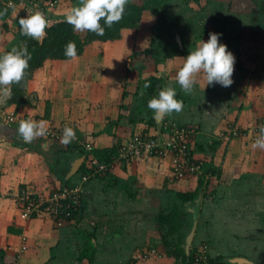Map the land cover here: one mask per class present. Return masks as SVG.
Returning <instances> with one entry per match:
<instances>
[{"label": "crops", "instance_id": "obj_1", "mask_svg": "<svg viewBox=\"0 0 264 264\" xmlns=\"http://www.w3.org/2000/svg\"><path fill=\"white\" fill-rule=\"evenodd\" d=\"M157 1L162 7L161 11L165 9L164 12L170 17L169 20L176 21L180 18L176 22L184 26V34L187 33L185 36L188 38L191 32L198 39L207 35L209 37L207 34L209 32L220 33L223 37L221 42L223 39L226 40L224 43L233 54L235 53V57L240 52L242 62L239 61L234 65L233 83L227 90L230 92V105H225V99L220 94L221 88L215 87L217 84L210 87V93L201 97L200 91L198 92L201 85H195L191 92H185L176 79H173L175 74L167 72V69L157 72L145 68V72L142 71L143 64L140 63L142 56L141 53H137L132 63L134 66L140 65L139 72L135 69L137 74L127 80V89L133 90L134 87L139 86L137 92L133 90L129 95L122 92L118 94V98H109L110 91L114 94L119 91L116 83L120 84L117 79L122 72L117 69V74L113 73L116 77L107 76L109 79L106 80L105 76L108 72L103 73L101 89L108 92V96L104 99L107 103L106 107L111 106L112 111L104 114L95 106L85 103L87 83L81 80L83 73L89 72L88 77L86 76L88 84L98 83L91 77L93 75L91 69L97 63L84 60L88 44L81 55L69 60H59V63H65L66 67L55 71V80L63 83L66 91L59 92L57 96L53 92V95L61 109L57 110L52 105L46 108V103L43 112L55 122L70 120L75 133L78 132L76 138L64 147L62 142L54 141L51 144L52 142L41 137L40 142H36L37 147L44 143H48L49 147L41 149L42 153L41 146L38 147V151L29 154L30 158H23L18 163L11 162L14 155H17L16 157L23 155L22 152H18L16 146L19 144L15 142L17 138L23 140L17 132L18 128L12 130L17 134L13 141L12 138L7 141L2 138L3 142H0V263L4 261L14 264H122L129 261L132 264H185L181 257L176 262L177 254L172 251L173 256H176L173 257L171 250L174 248L173 243L178 240L181 244L184 243V231L189 229L192 215L188 210V203L182 204L176 192L194 190L198 175L175 181L168 175L166 162L165 166L163 164L157 166L152 161L132 159L134 162L125 165L121 162L123 160L116 159L113 162L115 168H112L111 172L106 171L82 182L79 167L76 169L73 167L76 161L85 155L82 151L84 142H89L95 149L109 148L120 140L127 139L132 133V128L140 129V132L147 134L161 135L163 121H171L177 125L195 124L201 116L204 118L202 122L205 120L207 123L208 130L209 126L217 125L210 117L214 111L213 116L217 115L215 121L226 113H232L233 121L237 126L240 121H236L234 117L236 114L239 115L238 111L243 103L244 116L247 114L250 116V123L245 129L249 128L251 131L257 127L259 124H256L257 119L264 114V90H262L264 67L261 64L254 66L252 58L242 57L254 49L264 52V0ZM135 3L144 6L139 2ZM144 12L146 11L143 10L141 19L144 18ZM232 39L233 41H228ZM116 40L120 41V38ZM199 41L197 43H200ZM4 49L6 48L0 46V51ZM119 52L123 53V50L120 49ZM115 57L112 56L107 62L108 66H113ZM176 61L170 63L176 66ZM182 61V59L178 60V62ZM118 68H124V64L122 63ZM75 73L80 75L78 81L81 82V88L69 93L71 90L67 87L70 86L71 80L67 75ZM125 74L122 76L123 80ZM161 74L166 77V87H173L176 90L177 99L183 102V109L180 112L161 116L160 120H157V115L147 107L148 101L158 95L155 93L157 88L155 86L154 92L148 93L145 81L150 76L159 77ZM200 78L203 80V75H200ZM111 80L114 82L111 83ZM237 87L239 92L232 93ZM213 89L218 95L212 94ZM67 93H69L68 101L64 96ZM122 97L126 102L122 103L118 100ZM69 101L73 105L76 104L74 107L76 111L67 107ZM116 106L118 110L120 108V113L115 109ZM109 113H112L111 124H109ZM240 115L242 119L243 113L241 112ZM77 119L79 124L76 126L74 122ZM200 131H204L202 127ZM62 133L63 129L60 128L59 134ZM200 133L205 135L203 137L209 135L205 131ZM10 143L13 144L11 149L8 148ZM22 143L23 146L27 144L31 149L35 142L32 140L30 143L24 141ZM241 144L234 143V147L238 150L236 152L233 150L232 161L228 163L229 170L227 172L225 170L219 178L216 177L217 175H211L203 185L204 195L201 191L200 194L198 193L199 211L192 243H206L210 247L211 259L222 257L226 261L234 256H242L255 264H262L264 262V158L261 153L264 154V149L253 148V144L245 145L244 149L252 147L255 151L246 154L243 161V157H239ZM221 151L220 148L211 149L215 161L219 159ZM149 163L151 165H147ZM6 165L8 167H4ZM24 185L28 188L42 187L44 191L50 189L51 193L48 195L57 191L53 190L55 188L76 186L81 194L78 215L70 219L63 218L60 225H57L56 220L54 222L50 219L48 216L50 214L43 211L36 213L32 218L21 219L12 196L16 195L20 186ZM169 212H178V219L182 222L179 230L175 232H171L167 224L160 228L157 221L160 213ZM86 239L92 241L95 249L93 248L90 260H79L77 258L85 246ZM22 246L25 248L22 249ZM149 252L151 254L148 255V260L141 262L142 255Z\"/></svg>", "mask_w": 264, "mask_h": 264}, {"label": "rangeland", "instance_id": "obj_2", "mask_svg": "<svg viewBox=\"0 0 264 264\" xmlns=\"http://www.w3.org/2000/svg\"><path fill=\"white\" fill-rule=\"evenodd\" d=\"M48 0H13V6L11 7H7V5H3L0 4V46H2L4 49L3 51H0V55L11 51L13 48L19 49L20 46V25H19V19L21 17H25L27 15H30L32 13H35L37 11L43 13L48 21V25H51L52 23H55L59 20L65 19L66 20V13L68 11H70L73 7L78 6L81 3V0H75V1H68V0H59L52 8H46L45 5L47 3ZM132 2H139L141 4H144V10L146 12H144V18H142L138 24L133 28V29H125L122 31V35L120 38V41H106V42H100V41H95L93 43L88 44V48L86 49V53L84 54V60L86 61H94L97 64H94L93 68L91 69V73H93V75L91 77H93L95 82L98 83H94V85L88 84V81L86 79V76L88 77V74L83 73L84 75L82 76L81 80L83 82L87 83V92H86V100L85 103L88 105H93L97 108V110H101L104 112H112L111 111V106H107L106 100L104 99L106 96H108V92H106L104 89H101L102 85H101V78L103 73H111V74H106L105 76V80L109 79V77H116L115 74H117V69H119V72H122V74L120 73L119 77L117 79V82H119L120 84L116 83V87L119 89V91H117L115 94L113 91H110V97L111 99L115 98V97H119L118 94H121L122 92L124 93H128V95L133 92V90H136V92L140 89L139 86L134 87V85L132 87H134L133 90H128V86H127V80H129L130 76H134L135 74H137L136 70L139 69L138 67H140V65H136L134 66L132 62H134V57L137 55V53H141V60L140 63L143 64L142 66V71L145 72V68H150V70H166L167 72L173 73L174 78L176 79V73L177 71L182 67L183 62L185 57L188 55L190 50H194L199 43H197V41H199L198 37L195 36L193 34V32L189 33V38L187 36H185L186 34H184L185 32V28L184 26L181 25V23H177L176 21H178L179 19H176V21H172L169 20L170 17L167 16L165 9H163L162 11L164 12V15L167 17L168 21H172L174 22L175 26H172L169 31L167 32V34L165 35V38H163L164 40L159 41L156 37V31L158 29V17H159V12L161 11L162 7L160 6V4H157V0H130ZM263 9V8H262ZM178 25V26H177ZM172 28H175L177 31V35L179 36L180 39V43L178 44L176 42V38H175V34L171 31ZM183 31V32H182ZM78 34L81 37H84L86 35V31H77ZM205 33V32H204ZM210 33V32H209ZM207 33V34H209ZM222 35H220L219 40L221 41L222 39ZM207 40L208 39V35L207 36H202V38L200 39L199 42H201V40ZM224 41H226L225 39H223V43ZM233 41L232 40H228ZM130 47H127V46ZM120 48L121 50H123V53H120L119 50L117 49ZM176 48H179L181 51H184V54H175V55H170L171 51L175 50ZM235 55V53H234ZM115 57L114 58V63L112 64L113 66H108V61L111 60V57ZM179 57V58H178ZM238 57V58H237ZM244 57H246V59H253V65L256 66H260L259 64L262 65V67H264V52H261L259 49H254V51L252 52H248V54H244V56L242 57L244 59ZM235 65L242 60L240 59V52L238 54H236L235 57ZM183 60L182 62H178V60ZM177 60L176 63L177 65H173L172 63H170V61H174ZM59 60H52V61H46L44 63V66H42L43 68L40 70H37L36 72H34V76L27 81L26 85H24V89L22 91V95H21V100H16V99H12L9 96L5 95L2 91H0V142H3L2 138L7 141L8 139L12 138V141L14 138H16L17 134L12 131L16 128L19 127V124L21 121L23 120H33L35 122H44L47 130L49 129H56V128H62L64 129L65 127H74L71 123L70 120L69 122H66L64 119L62 121H54L53 119H51L50 116L45 115V113L43 112V108L44 105L47 103V107H50L52 105L56 107L57 110H60L61 108H59V105L57 102H55L54 100V95L53 92L56 94L65 90V87L63 83H59L58 81H56V75H55V71H57L58 69H63L66 67L65 63H59ZM124 64V68H118L119 66H121V64ZM139 63V64H140ZM108 70V71H107ZM157 71V72H158ZM264 70H262L263 72ZM126 72V74H125ZM115 73V74H113ZM123 74H125V79L123 80ZM82 75V74H81ZM158 75V74H156ZM163 75V76H162ZM200 75L202 76V74H199L197 76V80L198 83L196 85H201L200 90H198V92L200 91V96L205 97V94L210 93L211 90L210 87L212 85H208L205 87H203L204 84V80H202L200 78ZM109 76V77H107ZM162 76V77H160ZM157 81H155L154 87L156 86V90L155 93L158 94L159 91L163 88L166 87V81H165V76L164 74H161ZM261 76V74L259 75ZM264 77V75H263ZM67 78L69 80H71V84H69L70 86L67 87L68 89L71 90L72 93L75 89L81 88V82L78 81L80 79V75L79 73H75L74 75L70 74L67 75ZM54 79V81L52 80ZM115 79V78H114ZM133 79V78H132ZM53 81V82H52ZM147 81V80H146ZM145 81V83H146ZM103 82V81H102ZM114 81L111 80V83H113ZM124 83V84H123ZM10 87V86H9ZM216 88H221L220 89V94L221 97H223L225 99V105L227 104L228 106L230 105V92L227 91L228 87H222L221 85L217 84L215 86ZM214 88V87H213ZM226 88V89H224ZM144 89V87H143ZM182 89V88H181ZM179 89V90H181ZM235 88H233L234 90ZM249 89V88H248ZM262 90H264V85L262 87ZM239 92V88L237 87L236 90L232 91V93L234 92ZM243 91V90H242ZM65 94V100L68 101V94ZM77 94H79L77 92ZM212 94H217L218 92L215 91V89H213V93ZM124 96L126 94H123ZM99 96V97H97ZM123 96V97H124ZM118 99L119 101L121 100L122 103L126 102L125 99ZM64 99V98H63ZM66 101V102H67ZM120 101V102H121ZM241 104V103H240ZM253 104V103H252ZM76 104H71L70 101L67 104V107H69L71 110H74ZM114 105V104H112ZM117 105V102H116ZM124 105L126 106V103H124ZM66 106V105H65ZM79 108V107H78ZM116 110H118V106L115 107ZM120 108L118 110V112L120 113ZM245 111V104L243 103L240 106V109L238 112H242L243 113V117L241 119V115L239 113V115L236 114L234 119L236 121H240L238 122L239 125L237 124V126H235V123H233V128L234 127H238L240 128V132H229L228 128H227V121H232L233 122V114L232 113H226L225 116L218 118V121H215L214 118H217V115L215 114V117L213 116L214 113H211L210 117L213 119L212 122H214L216 125H211L208 127L207 130V126H206V122L205 120L202 122V120L204 119L201 116L200 120H197L198 123H186V126H189V129H194V139L196 137V146L197 143H199L201 145V149L200 151L203 152H199L198 148L196 149L193 158L194 160L199 159L202 160V167L200 168L199 172L197 173L198 175L201 174L203 172V175L206 176V179H208L211 176V173L213 174L214 172H216L218 170V174H213V175H217L216 177H220V174L224 173L225 170L226 172L229 170L228 167V163L230 161H232L231 156L233 154V150L236 152V150H238V148L236 149L234 146V143H242L241 147L239 149H241L240 151V155L239 157H243V161L246 158V154H249L253 151H255V149H252V147L246 148L244 149L245 145H251L254 143V141L257 139V133H259V130L257 129H253V130H249V128L245 129L246 125H248L250 123V116L247 114L246 116H244L243 112ZM115 114V110L113 115ZM57 115V114H56ZM12 117L13 120H9V117ZM110 116H112V113H109V124H111L113 121H110ZM58 117V116H57ZM116 118V117H115ZM79 119L76 120L75 125L77 126L79 123L77 122ZM116 119H114L115 121ZM242 120V121H241ZM246 121V122H245ZM72 122V121H71ZM245 125H244V124ZM259 123V124H258ZM222 124V126H221ZM257 128L260 129L261 126H264V114H262V117H259L257 119L256 122ZM59 125V126H58ZM62 125V126H60ZM58 126V127H57ZM221 126V127H220ZM256 126V125H255ZM200 127L203 128V130L205 132H208L209 135L207 137H203L204 134L200 133V132H204V131H200ZM220 127V129H218ZM216 129V130H215ZM78 130V129H77ZM132 133L127 137V139H132L134 136H137L140 134V129L137 128H132ZM219 130L221 131H226L227 133H229V137L228 139H224L220 136L219 134ZM249 130V131H248ZM220 131V132H221ZM242 131V132H241ZM78 132V131H77ZM76 132V134H77ZM226 133V134H227ZM63 134V133H62ZM62 134L60 136H62ZM165 135V134H164ZM59 136V139L53 136H49V134L42 136V138H45V140L52 142L51 144L55 142H59L61 143V138ZM205 136V135H204ZM250 136V137H249ZM256 136V137H255ZM126 137V136H125ZM41 137H38L37 139H34L33 142H40ZM127 139H123L120 140V142H125L127 141ZM59 140V141H57ZM21 141V142H20ZM23 140H19L17 138V142L19 145H17V150L18 152H22L23 155H21V157H16L15 155L12 157L11 162H21V160L23 158H30L29 154H34L35 151H38V147H40L41 145H39L37 147V143L33 144L31 149H29V146H27V144H25L24 146L22 145ZM14 142V143H15ZM20 142V143H19ZM219 142V143H218ZM86 143V142H84ZM2 144V143H1ZM10 143V147H8L9 149H11L13 147V144ZM32 144V143H31ZM63 144V143H62ZM67 144H63V147L66 146ZM92 145V144H91ZM215 145V146H214ZM237 146V145H236ZM45 147H49L48 143H44L41 147H40V151L41 153L43 152L41 149L45 148ZM214 147V149L216 148H220L221 151V155H219V159L217 161H215L213 159V153H211V149ZM93 149V146H92ZM259 149V148H258ZM257 149V152L260 153L259 150L262 149ZM29 150V151H28ZM245 150L247 152H245ZM27 151V152H26ZM82 151L84 152L83 148ZM147 152H139L136 155L125 157V158H118V160H123L121 161L123 164L125 165H129L131 164V162H134V160L138 159V160H146L147 161H152L154 162L157 166L159 164H163L165 166V164H167L168 167V175H172V170H171V160L170 157H163L161 155L158 154H150ZM90 155L92 154L91 152L89 153ZM249 156V155H247ZM258 157V155H256ZM262 158H264V154L262 155ZM259 156V157H261ZM20 158V159H17ZM34 158H38V157H34ZM167 158V159H166ZM234 158V157H233ZM132 159H134L132 161ZM166 159V160H164ZM20 160V161H18ZM258 160V159H255ZM89 164L91 166H94L95 162H97L95 159L93 160V156L91 155L90 160H89ZM166 162V163H165ZM197 162V160H196ZM165 163V164H164ZM218 163V164H217ZM225 163V164H224ZM259 163V162H258ZM119 164V162H118ZM221 164V165H220ZM224 164V166H223ZM115 165V164H114ZM147 165H151V163L147 164ZM20 166V165H19ZM4 167H8L7 165ZM112 168H115V166L110 168V172L113 170ZM207 173H206V172ZM205 172V173H204ZM192 176V175H191ZM172 177V176H171ZM190 176H186L183 178H189ZM180 178V179H183ZM173 180H180V179H176V178H172ZM39 187V186H38ZM43 190V188H39V192H43L41 191ZM45 190V189H44ZM49 191H51L49 189ZM202 192V190H201ZM20 194V193H19ZM19 194H16L17 196ZM200 194V192H199ZM14 195L13 197V203L14 206H17L16 203V198L17 196ZM78 196L80 198V203H81V194L78 192ZM198 196V195H197ZM197 198V197H196ZM188 203V205H191L192 203H194V200L192 202H186ZM81 206V205H79ZM45 216H47V214H44ZM50 217V219L52 221L55 222V218L54 215H48ZM164 230V229H163ZM160 231H162L160 229ZM184 240V239H183ZM172 242V241H171ZM203 242H198L197 244H201ZM183 242H182V246H183ZM193 245V243H191V246ZM190 246V247H191ZM210 247L208 246V252ZM153 253V252H152ZM156 253V251H155ZM151 253L149 252V254H144L142 255V260H140L141 262H145V260H148V255H150ZM171 254L173 256L172 250H171ZM209 254V253H208ZM175 255V254H174ZM177 256V257H176ZM173 256L176 257V262L179 261L180 259V255L178 257V255ZM238 257H242V256H234V258H238ZM136 258V257H135ZM245 258V257H243ZM137 261V260H136ZM134 264V263H133ZM136 264V263H135ZM232 264H236V263H232ZM262 264H264V262H262Z\"/></svg>", "mask_w": 264, "mask_h": 264}, {"label": "clouds", "instance_id": "obj_3", "mask_svg": "<svg viewBox=\"0 0 264 264\" xmlns=\"http://www.w3.org/2000/svg\"><path fill=\"white\" fill-rule=\"evenodd\" d=\"M128 0H81L78 6L66 13V22L73 26L74 31H89L98 36H103L105 26L111 28L118 23L125 12ZM103 21V26L101 24ZM20 31L24 36L37 41L46 35L45 29L49 26L45 15L39 11L19 19ZM220 33L210 32L208 39L201 40L194 50H190L185 57L182 67L176 73V81L185 92H191L198 83V74L203 75L205 89L208 85L219 84L229 87L233 83L235 56L228 49L227 44L219 40ZM68 58L77 56L76 45L69 42L64 49ZM31 55L27 48H13L0 55V91L11 96L10 85L19 83L25 76L28 61ZM149 84L146 83L145 87ZM147 107L158 116H164L183 109V102L177 99L173 87L161 89L158 95L148 101ZM44 122L23 120L17 132L23 141L30 143L36 137L47 135ZM76 138L72 127H65L61 137L63 144H69ZM253 148L264 149V126L259 129V136L254 141Z\"/></svg>", "mask_w": 264, "mask_h": 264}, {"label": "trees", "instance_id": "obj_4", "mask_svg": "<svg viewBox=\"0 0 264 264\" xmlns=\"http://www.w3.org/2000/svg\"><path fill=\"white\" fill-rule=\"evenodd\" d=\"M58 1L59 0H57V2ZM68 1H75V0H68ZM143 10H144V6L128 0V3L125 7V12L123 14V18L118 23L113 24L111 28H108L105 26V33L103 36H98L93 32L86 31V35L84 37H81L77 31L73 30V26L68 24L65 19L59 20L49 25L45 29L46 35L40 41H37L28 36H24L20 33L21 41H20L19 49L26 47L28 52L31 55V58L28 61L29 66L25 70V76L22 79V81L19 83H14L10 85V88L12 90L10 98L21 100V95L24 89V85H26L27 81L33 77V74L35 71H37L38 69L42 68V66H44V63L47 60H69L71 59L64 55L65 46L69 42L75 43L76 50H77V56H79L84 51L85 46L93 41L106 42V41H113V40L119 39L121 38L123 30L133 29L138 24V22L141 20ZM158 14H159L158 29L156 31V37L159 41H161V40H164L163 38H165V35L169 31V29L172 26H175V24L173 22H169L167 17L163 14L162 11H160ZM101 24L103 26V21H101ZM175 54H184V51H181L179 48H176L175 50L171 51L170 55H175ZM157 79L158 78L156 76H150L147 79L146 83L149 84V86L146 87L148 93L154 92V84H155V81H157ZM227 123H228L227 126L228 125L233 126L234 121L232 122L230 120V121H227ZM181 126H185V125H181ZM234 128L236 129V132H240V128L238 127H234ZM161 129H162L161 134L164 135L165 130L163 129V126H161ZM52 130L59 132L60 128H56ZM140 135L155 136L157 134L156 133L147 134V133L140 132ZM257 136H259V133H257ZM195 141H196V137L195 139L194 137L190 139V144L192 146V147L190 146V151L192 155H194L197 148H198V151H200V149L202 148L199 143H197V146H196ZM121 143L122 142L119 141L115 144V146L109 147V148L107 147L104 149L93 148L91 151L93 160L95 159L98 163L111 162L113 158H115V156L117 155V148L120 146ZM86 157L84 158L83 162L79 166L78 170L80 174L85 173L87 170L90 169L88 167L89 161L87 160L88 158ZM196 160L199 163H203L202 160H199V159H196ZM106 171H110V169H107ZM213 174H218V170L214 172ZM213 174L211 173V175ZM205 180H206L205 175H203V172H202L201 174L198 175L197 186L194 190L185 191V192L184 191L176 192V196L179 198L182 204L185 202H192L197 197L198 193L202 189L204 190L203 185L205 184ZM20 187L21 188L19 189L17 194H19L21 191H26L31 196H35L34 194L47 195L51 193L49 190L44 191V189L41 190L43 192H39L38 190L40 187L39 188H32V187L28 188L26 185L20 186ZM58 189L55 188L53 190H58ZM203 190H202V195H204ZM46 192L47 194H45ZM79 205L71 206L69 208V213L65 214L64 218L70 219V218L76 217L78 215ZM15 208L19 215L20 209L18 208V206H15ZM36 213H42V210H37L33 212L30 218L34 217ZM178 216H179L178 212H169L166 214L160 213L157 218L158 224L159 226H161L160 228H162L164 224H167V226H169V228L171 229V232H175L179 230L180 226L182 225V222L178 219ZM195 245L196 244H193L190 247L189 253L188 255H186L184 253V249L181 244V241L178 240L176 243H173L174 248L172 251L176 253L177 255H180L183 263L189 264L192 259L191 255H192L193 248L195 247ZM93 248H94V245L92 241L90 239H86L85 246L83 250L80 252V255L78 256L77 259L79 260L89 259L90 260V256L92 255L94 251ZM209 262L211 264H229L222 257H217V258H212V259L210 258ZM0 264H14V263L1 261Z\"/></svg>", "mask_w": 264, "mask_h": 264}, {"label": "built area", "instance_id": "obj_5", "mask_svg": "<svg viewBox=\"0 0 264 264\" xmlns=\"http://www.w3.org/2000/svg\"><path fill=\"white\" fill-rule=\"evenodd\" d=\"M56 2L57 0H48L45 7L52 8ZM0 4L11 7L13 6V0H0ZM9 120H13V118L10 116ZM162 126L166 135L156 133L157 135L155 136H142L139 134L132 139H127V141L122 142L117 148V155L111 162H95L94 166L88 164L90 169L85 173H81L80 180L84 182L90 177L105 173L107 169L113 166L114 160L118 158L127 157L128 159V157L144 151L163 157L169 156L171 160L172 178L180 179L186 176L196 175L202 167V163L196 162L190 151V139L195 136L194 129H189V126L186 125H177L171 121H163ZM227 128L229 132L236 134L235 128L229 125ZM255 129L259 130L257 127ZM226 133V131H221L220 136L228 139L229 133ZM47 134L56 138L59 136V132L52 129H49ZM82 148L85 153L84 158L87 156L86 158L89 161L91 157L89 153L92 151V145L86 142L82 144ZM78 192L76 186L59 188V190L50 195L34 194L35 196H31L26 191H21L16 198L17 206L20 209L19 217L26 220L31 217L33 212L42 210L50 215L53 214L57 225H60L65 214L69 213V208L73 205L80 204ZM22 239L24 240V237ZM24 248L25 246H22V249ZM208 253V245L206 243L196 244L193 248L192 259L189 264H211ZM122 264L132 263L126 261Z\"/></svg>", "mask_w": 264, "mask_h": 264}, {"label": "water", "instance_id": "obj_6", "mask_svg": "<svg viewBox=\"0 0 264 264\" xmlns=\"http://www.w3.org/2000/svg\"><path fill=\"white\" fill-rule=\"evenodd\" d=\"M171 31L175 34L176 42L179 44L180 39H179V36L177 35L176 29L172 28ZM160 117L161 116L157 115V117H156L157 120H160ZM83 159H84V157H81L80 160H77L76 163L74 164L73 169L78 168L81 165ZM199 200H200V195H198V197L194 199V203H192L191 205L188 206V210H189L190 214L192 215V220H191V225H190L189 229L184 231L183 249H184V253L186 255H188L191 243L193 241V235L195 232L196 223H197V216H198V211H199ZM226 261H228L230 263H236V264H255L254 262L250 261L249 259L243 258V257H238V258L232 257V258L226 259Z\"/></svg>", "mask_w": 264, "mask_h": 264}]
</instances>
